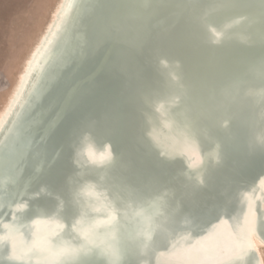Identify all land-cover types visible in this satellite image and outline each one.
<instances>
[{"label":"bare ground","instance_id":"obj_1","mask_svg":"<svg viewBox=\"0 0 264 264\" xmlns=\"http://www.w3.org/2000/svg\"><path fill=\"white\" fill-rule=\"evenodd\" d=\"M70 5L62 0L55 10L0 114V144ZM95 14L77 58L39 103L41 125L25 134L50 136L52 165L14 183L7 155L24 157L26 141L0 155V188L17 185L12 198H25L20 208L0 209V264H105L74 248L98 235L87 222L110 223L112 209L117 222L99 231H115L124 264H205L217 242L218 259L229 261L244 238V196L264 174V0H104ZM210 25L228 36L215 42ZM193 127L206 158L201 170L185 152L194 148ZM104 149L113 150L109 163ZM89 183L96 191L85 198ZM141 208L145 215L136 216ZM207 218L212 227L197 236ZM225 224L233 236L228 228L222 236ZM255 227L264 264V223ZM146 230L153 239L142 252Z\"/></svg>","mask_w":264,"mask_h":264},{"label":"water","instance_id":"obj_2","mask_svg":"<svg viewBox=\"0 0 264 264\" xmlns=\"http://www.w3.org/2000/svg\"><path fill=\"white\" fill-rule=\"evenodd\" d=\"M103 1L104 0H71V5L63 11V14H61L53 37L47 42L49 51L47 50L43 52L41 57V61L43 63V60H47V62L45 65L42 67L40 66V68L37 69V74L35 75L37 77L36 81L33 82L31 88L28 89L26 95H24L25 97H23L19 107L17 108V111L19 110L21 112L17 115V118L15 119L16 121L8 132L6 139L0 144V155L5 157L8 154L7 152L9 151V148L12 147L11 149H15V152H17L18 143L21 142V140L26 141L24 157L14 160L11 155H7V157L12 158L9 161L11 166L10 168H13L15 173L19 176L15 179L14 183H17L18 178L20 179L24 172H28L29 169H33V173L38 171L41 173L44 172L46 168L50 167L55 160L54 155H52L50 151V136L46 137L41 130L37 134L28 138H26L25 134L27 131L32 130L33 128L36 129L41 125L40 124L38 126L37 122L42 123V120L38 119L36 122L35 118L38 106L40 105L39 103L45 99L53 86L60 82L64 71L71 65L74 58L78 55V52H80L82 40L84 37L88 38L86 33V24L90 20L92 21L93 18H97V14H95V12L98 6L103 4ZM259 18L264 19L262 17ZM232 23L234 26L236 22H227L223 25L224 29L229 31ZM210 28L214 29L215 26L210 25ZM227 36L228 35H225L223 39ZM262 37L264 38V35H262ZM80 57L81 58L78 59L82 62L85 56L81 55ZM60 123H62V120L58 124ZM225 125H228V122H226ZM190 133L192 135V144L194 146L195 141L193 140L196 139L198 134L196 133L195 127L190 130ZM190 149L192 151H185L189 153L190 167L195 170L203 169L206 160L205 156L199 152L198 148H195V146ZM103 152L107 155L110 154L109 156H112L113 159L112 149L110 151L109 149H104L101 153ZM214 155L218 158L221 156L218 151H215ZM33 160H35V162L31 165L30 163ZM39 161H42V163H39ZM184 166L185 165H182L181 167L184 168ZM38 167L41 168L38 169ZM256 186L257 187L254 189L255 194H253V190H251V195L245 194L244 196L245 200L243 201H245V207L241 213L240 219L244 229V238L238 240V245L237 243L234 245L235 251L233 258L229 261L218 259L217 252L220 247V242H217L212 246L213 251L206 257L205 264H241L242 262L247 261L248 258L252 259L253 264H261V257L258 251H256L257 247L254 240V234L257 232L255 226L260 227L264 223V174L258 175V178H256ZM4 188L9 191L4 192L2 188H0V209H5V207L10 209L14 203H17V205H14L13 208L17 206L20 208L23 205V201H25V191L23 190L21 192V194H23L21 197L24 198V200L22 203H18L17 199L12 197L16 196L19 187H17V185H13L11 189L9 187ZM253 195L255 196L253 197ZM22 208H24V206ZM230 216L231 215H228L227 218ZM211 221L212 219L209 221L208 218L206 219V222L203 223V230L200 234L196 233L197 236L207 235L210 227H212V224H210L212 223ZM226 228H228V234L233 236V231H231L229 224L224 225V232L222 233V236L226 235ZM246 243L249 245L248 248L243 246ZM248 253L249 256H247Z\"/></svg>","mask_w":264,"mask_h":264},{"label":"rangeland","instance_id":"obj_3","mask_svg":"<svg viewBox=\"0 0 264 264\" xmlns=\"http://www.w3.org/2000/svg\"><path fill=\"white\" fill-rule=\"evenodd\" d=\"M62 0H0V114ZM264 259V248L261 247Z\"/></svg>","mask_w":264,"mask_h":264},{"label":"clouds","instance_id":"obj_4","mask_svg":"<svg viewBox=\"0 0 264 264\" xmlns=\"http://www.w3.org/2000/svg\"><path fill=\"white\" fill-rule=\"evenodd\" d=\"M214 36L216 37L217 43L220 42L221 39L224 37L223 32H219L215 29H212ZM160 109H163V105L160 106ZM112 159V156L109 157V160L106 163H109ZM92 191H96L95 184L89 183L85 185L82 189L80 194L84 196L85 198L88 197V194ZM155 206V205H154ZM157 215L160 214L159 210L156 213ZM136 216H144L145 215V209L141 208L138 209L135 212ZM108 219L110 223H104V224H97L96 221H92L91 223L87 222V226L92 228L94 231L98 233L96 238L91 242H84L80 245H77L74 248V251L78 255H91L96 254L100 257H102L105 261V264H124L123 256L119 252L118 244L116 243L117 237L115 231H105L100 232L99 230L101 228H109L118 220L117 211L115 209H112L111 212L108 213ZM85 223V217L81 216L79 217L73 224V229L75 230L78 225ZM143 236V239L145 241L144 246L141 248V251L143 252L146 250L148 244H150L151 240L153 239V233L152 231L146 230L143 233H141Z\"/></svg>","mask_w":264,"mask_h":264}]
</instances>
